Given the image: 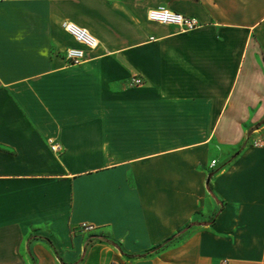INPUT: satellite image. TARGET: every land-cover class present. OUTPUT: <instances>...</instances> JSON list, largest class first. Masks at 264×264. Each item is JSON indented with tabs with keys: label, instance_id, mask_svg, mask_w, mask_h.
Masks as SVG:
<instances>
[{
	"label": "crops",
	"instance_id": "1",
	"mask_svg": "<svg viewBox=\"0 0 264 264\" xmlns=\"http://www.w3.org/2000/svg\"><path fill=\"white\" fill-rule=\"evenodd\" d=\"M256 141L264 0H0V264H264Z\"/></svg>",
	"mask_w": 264,
	"mask_h": 264
},
{
	"label": "built area",
	"instance_id": "2",
	"mask_svg": "<svg viewBox=\"0 0 264 264\" xmlns=\"http://www.w3.org/2000/svg\"><path fill=\"white\" fill-rule=\"evenodd\" d=\"M147 18L150 22L160 25L172 26L176 28L178 33L186 34L193 32L201 27L200 21L195 17L185 16L183 14L172 11L166 6H158L152 8L147 13ZM62 29L68 33L80 47L68 48L64 53V58L68 65L77 66L83 64L86 60V50H96L100 46V41L89 30L77 25L71 21H63L61 24ZM129 86L136 87L144 84V81L139 76H133L128 81ZM50 151L55 155H60L64 147L60 141L54 138L47 140ZM255 146L261 147L264 145L261 141H256ZM216 161H212L211 167L213 168ZM96 230L94 224L82 223L74 231L82 233H93ZM116 264V263H112ZM222 264H227L223 261Z\"/></svg>",
	"mask_w": 264,
	"mask_h": 264
},
{
	"label": "trees",
	"instance_id": "3",
	"mask_svg": "<svg viewBox=\"0 0 264 264\" xmlns=\"http://www.w3.org/2000/svg\"><path fill=\"white\" fill-rule=\"evenodd\" d=\"M160 248H158V250H159Z\"/></svg>",
	"mask_w": 264,
	"mask_h": 264
}]
</instances>
